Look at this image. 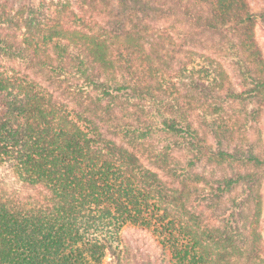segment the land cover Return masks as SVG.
<instances>
[{
	"label": "trees",
	"instance_id": "trees-1",
	"mask_svg": "<svg viewBox=\"0 0 264 264\" xmlns=\"http://www.w3.org/2000/svg\"><path fill=\"white\" fill-rule=\"evenodd\" d=\"M260 21L248 0H0V264H152L128 224L171 264H264Z\"/></svg>",
	"mask_w": 264,
	"mask_h": 264
},
{
	"label": "rangeland",
	"instance_id": "rangeland-1",
	"mask_svg": "<svg viewBox=\"0 0 264 264\" xmlns=\"http://www.w3.org/2000/svg\"><path fill=\"white\" fill-rule=\"evenodd\" d=\"M248 2L255 9L264 7V0H248ZM253 34L255 42L264 56V22L260 21L254 24ZM228 79L232 82L233 76H228ZM259 119V126L263 132L261 141L257 144V150L264 153V105L261 108ZM259 192L262 199V212L258 229L264 245V174L260 180ZM121 236L123 244L130 254H134L141 259L150 260L152 264H171L169 255L162 244V239L157 233L140 226L128 224L123 227ZM110 259L111 257H108L107 261Z\"/></svg>",
	"mask_w": 264,
	"mask_h": 264
}]
</instances>
